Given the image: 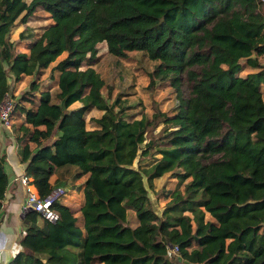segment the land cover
I'll use <instances>...</instances> for the list:
<instances>
[{
  "label": "trees",
  "instance_id": "16d2710c",
  "mask_svg": "<svg viewBox=\"0 0 264 264\" xmlns=\"http://www.w3.org/2000/svg\"><path fill=\"white\" fill-rule=\"evenodd\" d=\"M263 8L264 0H0V103L11 78L35 74L10 114L23 172L43 199L57 168L75 166L84 195L81 206L55 201L54 222L25 211L21 249L5 264H264ZM40 12L49 21L36 31L29 23ZM21 25L25 51L11 38ZM102 42L115 57L154 61L150 81L171 83L174 108L126 119L120 94L108 101L92 67ZM46 70L55 92L40 79ZM166 173L175 182L157 213L148 188ZM9 181L0 154V213Z\"/></svg>",
  "mask_w": 264,
  "mask_h": 264
},
{
  "label": "rangeland",
  "instance_id": "374dc122",
  "mask_svg": "<svg viewBox=\"0 0 264 264\" xmlns=\"http://www.w3.org/2000/svg\"><path fill=\"white\" fill-rule=\"evenodd\" d=\"M264 13V8H263ZM40 16L38 19L33 20L29 23V25L35 28L36 31H39L42 25L46 24L49 20L45 16L44 13H38ZM25 25H21L20 28L13 30L11 34L12 40L15 41L16 50L25 51V40H18V33L21 28ZM24 41V42H23ZM65 53L59 56L53 64H56L62 58L65 57ZM52 64V65H53ZM155 62L149 60L145 55L139 52H130L128 53L127 58H118L114 55H111L107 52V47L104 42L98 44V60L92 67L95 68L101 76L105 79L107 83V88L102 90V95L108 100L112 101L114 98L120 94L121 104L118 106L122 111V115L126 119L139 118L142 114H153L154 111L160 112H168L174 108V106L178 103L177 92L171 86L169 81H162L155 79V81L151 82L149 73L153 70ZM49 70L44 71V74L40 76V79L45 81V84L51 88L53 87L52 79H49ZM35 78V74L28 75L22 78L20 82L14 83L11 78L10 84L12 85L11 91H9V95L7 96V100H15L22 93L30 91V82ZM190 84L186 79L185 74H182L181 77V96L183 98L188 97L189 95ZM52 92H55L54 88H51ZM262 95L264 98V85L261 87ZM26 106H28L26 104ZM80 106L79 102H76L71 105V108H76ZM91 115L95 117L100 115V112H92ZM89 116H86V120H89ZM12 129L11 131L17 132V122L15 118L12 117ZM88 127L90 126V122H88ZM161 129V124H159L156 129H152L149 135L157 133ZM11 132L7 130V135ZM11 136V135H9ZM19 154H12V160L14 162L15 167L18 169L20 167L21 174V165L22 163L19 160ZM152 158L144 159L141 161L143 166H147L152 162ZM64 167H74L72 165H67L63 167H59L58 170ZM9 175L13 173L10 168H6ZM18 174V175H19ZM55 175L58 176V173ZM62 178L59 182L55 183V185L62 186L68 189H80V185H76L74 174L72 169L66 170L62 174ZM55 179V178H54ZM57 180V179H55ZM145 185L147 186L146 179L144 177ZM55 182V181H54ZM175 182L173 174L166 173L162 177L156 179L154 181V187L148 188V194L152 201L153 209L160 213L164 203L167 200V191L169 188L173 186ZM78 183V182H77ZM19 183V187H21ZM23 187V186H22ZM22 196L27 197V192L24 187L22 191ZM69 196H62L61 199H65ZM70 199L75 200V203H78V198L70 197ZM80 202V201H79ZM129 213V221L131 225L135 224V220ZM18 221H22L18 219ZM41 223V218L39 220ZM22 225L23 221H22ZM15 227V226H12ZM14 234V233H12Z\"/></svg>",
  "mask_w": 264,
  "mask_h": 264
},
{
  "label": "crops",
  "instance_id": "0c3cea01",
  "mask_svg": "<svg viewBox=\"0 0 264 264\" xmlns=\"http://www.w3.org/2000/svg\"><path fill=\"white\" fill-rule=\"evenodd\" d=\"M6 133L7 130L0 127V154L5 155V170L8 167L11 169V172L13 171V173L9 175L6 170L10 181L0 213V264H5L21 249L19 240L22 236V232L24 231V226L22 225V221H18V219L22 220L23 218L22 215L24 213V202L26 198L22 196V191L24 187H19V182L16 180L17 176L20 175V167L17 169L12 160V154L18 155V143L16 141V133L13 131H11V133L8 135ZM68 169H72L73 174H75V172L77 171L76 167H64L60 170H58L57 168L55 174L58 173V176L54 174L52 177V181H56V183L59 182V180L63 176L62 174ZM23 170L24 167L23 165H21V173H23ZM54 178L57 180H55ZM75 180H77L75 181L76 185L81 186L80 189H68L66 191L65 196L67 195L69 197L61 199L60 201L70 206H81L84 201L82 186L83 181L79 179ZM70 197L78 198V203H75V200L70 199Z\"/></svg>",
  "mask_w": 264,
  "mask_h": 264
},
{
  "label": "built area",
  "instance_id": "2783aa9c",
  "mask_svg": "<svg viewBox=\"0 0 264 264\" xmlns=\"http://www.w3.org/2000/svg\"><path fill=\"white\" fill-rule=\"evenodd\" d=\"M14 103L7 100V96L0 103V127L9 130L12 129V119L10 117ZM16 180L26 189L27 197L25 198L24 209L31 207L32 210L39 212L42 218L54 222L58 220V213L52 208L55 201L60 200L66 194V189L62 186H55L54 189L45 197L40 198L35 186L32 184L31 178L21 173ZM174 251L176 248L173 249Z\"/></svg>",
  "mask_w": 264,
  "mask_h": 264
},
{
  "label": "water",
  "instance_id": "95a60500",
  "mask_svg": "<svg viewBox=\"0 0 264 264\" xmlns=\"http://www.w3.org/2000/svg\"><path fill=\"white\" fill-rule=\"evenodd\" d=\"M27 210H32V208L31 207H28V208L24 209V212L27 211ZM186 264H188V263H186Z\"/></svg>",
  "mask_w": 264,
  "mask_h": 264
}]
</instances>
